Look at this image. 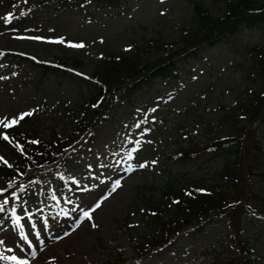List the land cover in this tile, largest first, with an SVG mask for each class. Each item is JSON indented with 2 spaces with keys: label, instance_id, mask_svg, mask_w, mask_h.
Listing matches in <instances>:
<instances>
[{
  "label": "rangeland",
  "instance_id": "1",
  "mask_svg": "<svg viewBox=\"0 0 264 264\" xmlns=\"http://www.w3.org/2000/svg\"><path fill=\"white\" fill-rule=\"evenodd\" d=\"M33 1L0 0V37L9 33L15 41L0 43V131L23 113L39 111L36 125L46 137L69 132L70 114L81 110L79 95H87V89L93 88L85 80L101 59L128 54L134 47L141 48L144 64L161 57L168 50H159L157 41H178L179 31L189 24L193 11V0H133L120 10L89 8L91 19L84 20L74 11L30 15L27 8ZM195 1L203 4L211 18L219 19L229 0ZM60 40L63 43L56 42ZM253 46H264V21L242 26L213 45L196 47L191 51L193 58L177 57L178 79L157 82L136 94L130 107L119 108L108 101L109 117L80 140L70 157V173H64V178L79 185L93 180L92 187L86 190L82 185L75 194L77 189L60 191L49 179L46 193H53L55 201L29 191V204L36 207L29 222L24 221L27 214L21 205L6 217L9 227H0V256L16 257L0 259V264H111L116 261L115 253L130 258L131 238L138 240L143 233L145 203L157 198L164 170L189 172L187 177H191L220 166L218 160H212L208 169L198 167V161H192L197 158L174 164L171 156L179 154L178 146H187L192 139L203 142L207 134L217 132L221 124L217 106L226 110L234 106ZM16 56L27 62H20L22 71L10 75ZM34 62L56 65L61 69L59 75L39 83L33 71L29 76L32 87L26 86L29 77L22 79V74L28 73L29 63ZM44 119L48 126L41 127ZM256 128L254 123L249 131ZM261 144L264 146V138ZM250 145L246 144L243 158L247 151L251 153ZM8 150H0V158ZM98 172L102 177L97 182L93 175ZM209 178L204 175V180ZM242 185H246L245 179L237 192ZM2 187L0 180V192ZM3 200L0 198V204ZM225 222L223 217L211 219L188 229L143 264H205L208 257H202V249L216 248L229 237ZM18 223L21 226L15 229ZM253 249L254 264H264V235L257 238Z\"/></svg>",
  "mask_w": 264,
  "mask_h": 264
},
{
  "label": "trees",
  "instance_id": "2",
  "mask_svg": "<svg viewBox=\"0 0 264 264\" xmlns=\"http://www.w3.org/2000/svg\"><path fill=\"white\" fill-rule=\"evenodd\" d=\"M47 0V9L59 11L74 8L80 12L87 4L96 8L118 9L128 0ZM232 4V5H231ZM192 16L188 25H184L179 31L178 42L174 44L175 50L168 48L170 53L165 56L153 59L147 63L141 60V50L135 48L132 53L110 54L98 66L94 67L92 77L97 86L87 89V103H94L99 97H104L101 88L104 87L105 95H109V101L118 100L122 105H129L132 97L138 91L152 87L157 81L169 78L173 70L177 69L171 58L185 54L200 45H212L220 37H231L239 31L242 26L262 23L264 21V0H229L225 3L224 13L219 19H213L203 10L201 2H192ZM227 34V35H225ZM159 50H164L165 46L173 47L172 44L157 41ZM152 46V43L149 44ZM264 46H253L250 50V58L247 64L248 69L244 70L241 91H237L238 97L234 108L229 111L222 109L220 120L227 125L226 136L218 145V138H213V145L208 148L192 149L191 153H202L199 163L205 158L218 160L220 166L210 171L209 179L205 182L200 178L186 177L181 174L184 182H179L178 173L166 171L165 183L159 190L157 200H150L149 210L152 215L147 216L143 235L139 242L133 245L137 255L135 262L148 257V254L157 248L163 247L169 240L180 234L189 222H201L208 217L218 218L219 214H224L232 230L244 229L247 238H234L232 241L233 251L224 258L215 256L210 264H252L249 259L250 246L253 245L264 228V148L261 147V137L257 136V131H249V126L255 121L258 129L264 131ZM167 49V48H165ZM255 51V52H254ZM248 66V65H247ZM42 74L48 76L59 75L57 69L39 68ZM242 74V72H241ZM243 93V96L242 94ZM120 95V98L117 97ZM106 101V98H104ZM101 103V102H100ZM99 107L94 109H84L83 117L77 122L76 130L88 128L94 119H98L101 113H97ZM96 123V122H94ZM93 123V124H94ZM34 124V122L32 123ZM13 134L26 140L36 139L38 134L30 122H25L22 126L14 130ZM236 138V142L231 139ZM54 138V136H53ZM52 138V139H53ZM252 138V139H251ZM264 138V136H263ZM241 139L244 145H241ZM45 146H29L31 151L27 156L28 160H22L21 171H24L25 163H31V157L36 160L49 158L51 151V140ZM251 142L250 152L246 150V144ZM244 153V152H243ZM39 154V155H37ZM12 156H14L11 153ZM182 164L186 161L187 154L181 151ZM17 158V157H16ZM54 162V161H53ZM51 163V162H50ZM200 165V164H199ZM201 165H205L202 163ZM177 172V171H176ZM10 173L0 169V176L5 177ZM180 174V173H179ZM246 185L237 192L238 185L242 180ZM200 180V181H198ZM204 188V194H197L193 191L184 196L181 190L189 191L188 187ZM171 205L170 200H177ZM182 199V201L180 200ZM166 202L165 205L161 203ZM169 202V203H167ZM238 202V203H237ZM255 215L256 229L251 223L250 217ZM185 221L187 224H184ZM119 257V255H117ZM126 260H118L115 264H121ZM130 263H134L132 260Z\"/></svg>",
  "mask_w": 264,
  "mask_h": 264
},
{
  "label": "snow or ice",
  "instance_id": "3",
  "mask_svg": "<svg viewBox=\"0 0 264 264\" xmlns=\"http://www.w3.org/2000/svg\"><path fill=\"white\" fill-rule=\"evenodd\" d=\"M22 14H23V13H22ZM33 38H34V39H41L40 37H33ZM56 42L63 43V40L56 41ZM70 46H71V47H84L83 44H72V45H70ZM0 55H2V53H0ZM0 78H2V77H0ZM31 114H32L31 112H25V113H23V114L19 117V119L22 120V119H24V117H26V116H30ZM16 122H17L16 120H11L8 124H5V127H6V128H7V127H11V126L14 125ZM3 138H4L5 140L8 139L7 136H4ZM32 143H37V141H32ZM129 159H131V153H129ZM153 163H154V162H153ZM145 166H146L145 164H140V165H139V167H141V168H143V167H145ZM119 186H120L119 181H117V182H116V187L118 188ZM115 190H116V189L113 188V191H115ZM4 203L7 204L8 201L5 200ZM96 207L99 208L100 205L97 204ZM84 216L87 217V218H89V219H91V216L89 215L88 212H85V213H84ZM95 226H96V225H93V227H95ZM0 243H2V241H0ZM9 251H12V249H9ZM0 259L16 260V257H15V256H10V257H3V256H0Z\"/></svg>",
  "mask_w": 264,
  "mask_h": 264
},
{
  "label": "bare ground",
  "instance_id": "4",
  "mask_svg": "<svg viewBox=\"0 0 264 264\" xmlns=\"http://www.w3.org/2000/svg\"><path fill=\"white\" fill-rule=\"evenodd\" d=\"M15 41L12 38V35H10L9 33H4L1 37H0V43L7 45L9 43H14ZM1 44V45H2ZM101 136V135H100ZM99 143V142H98Z\"/></svg>",
  "mask_w": 264,
  "mask_h": 264
}]
</instances>
